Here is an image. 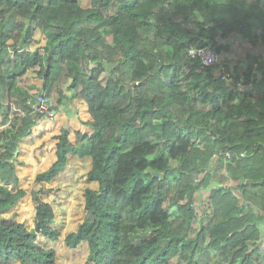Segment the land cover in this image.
<instances>
[{
	"label": "trees",
	"instance_id": "trees-1",
	"mask_svg": "<svg viewBox=\"0 0 264 264\" xmlns=\"http://www.w3.org/2000/svg\"><path fill=\"white\" fill-rule=\"evenodd\" d=\"M37 30L45 43L31 50ZM233 33L250 45L237 61L199 69L198 58L187 55L196 45L227 50ZM29 70L48 94L70 78L73 96L61 91L58 103L79 97L92 116L86 123L93 131L75 130V142L61 127L56 160L35 177L50 182L69 155L91 157L87 179L99 187H86L84 220L64 239L70 248L88 241V264H264V242L247 247L264 223V0H92L88 7L79 0H0V98L16 93L27 114L30 92L18 82ZM241 77L244 91L236 84ZM35 116L36 123L44 118ZM16 125L0 136V155ZM219 149L237 156L225 161L215 156ZM13 168L0 159V264H57L56 247L37 241L39 234L61 235L43 188L32 192L33 227L3 214L27 194L9 186ZM213 181V210H204L195 231L193 202ZM167 200L182 216L172 217ZM217 250L222 262L213 258Z\"/></svg>",
	"mask_w": 264,
	"mask_h": 264
},
{
	"label": "rangeland",
	"instance_id": "rangeland-1",
	"mask_svg": "<svg viewBox=\"0 0 264 264\" xmlns=\"http://www.w3.org/2000/svg\"><path fill=\"white\" fill-rule=\"evenodd\" d=\"M55 1V0H53ZM224 1V0H223ZM113 10H111L112 12ZM195 17L202 20L201 14L196 11ZM179 20V16H175ZM189 27L194 32H198L199 27L194 22H189ZM111 41V36L108 37ZM228 40L232 42L230 47V57H243L245 53L250 49L249 43L241 37V35L233 33L228 37ZM12 40H10L11 42ZM234 42V43H233ZM45 43V38L42 32L36 31L34 40L28 46L33 50L37 47H41ZM43 49H41L42 51ZM104 80L106 75H103ZM37 72L34 70L27 71L18 82V86L22 89L29 90L30 94H33L36 90H42L43 85ZM68 77L63 76L59 79L57 86L52 89L49 94L54 102V108L56 109L54 116L50 114H44V118L36 123L32 117H36L37 112L30 111V114L24 110L23 105L20 103L16 93H12L11 97L6 93L0 98V136L5 133L12 124L17 123L14 127V137L6 142V150L4 154L0 155V159L7 158L9 163H14L12 171L11 181L8 182L12 189L23 187L27 190V194L20 198L14 207L6 211L4 216L14 218L18 221H24L29 228L34 226L35 218V203L33 200L32 192L35 189L43 188L45 193H41L42 197L51 202L55 210V219L52 226L60 230L61 235L56 240H51L41 234L38 235L37 241L41 245L56 246L58 248L60 257H58L57 264H88L86 261V254L81 253L78 250H69L64 243V237L71 231L77 229L78 224L84 220L86 213L85 210V190L86 187L98 188L99 183L97 181H88L87 173L92 166V159L87 155H69L68 163L63 171H61L50 182L37 183L35 180L36 174L42 169L48 167L56 158V143L58 141L57 134L59 133V125L68 126L70 128V138L75 140V126L72 123V119L75 118L77 111L75 110L77 105L70 106L72 100H65L61 106L58 103L60 92L64 93L63 87L69 89ZM60 86V88H59ZM63 86V87H62ZM59 88V89H58ZM134 92L136 88L132 85ZM29 94V95H30ZM73 96V95H71ZM70 97V96H69ZM69 105V106H68ZM65 110V111H64ZM63 112H66L65 117ZM61 113V114H60ZM0 141H2L0 139ZM221 149L216 150L215 156L219 154ZM218 152V153H217ZM245 155L247 156V152ZM214 154V153H213ZM54 157V158H53ZM49 161L45 165V160ZM42 164L41 168L35 169V164ZM217 183L213 181L209 186L205 187L202 191L196 194L193 205L198 210L197 220L195 223V231L199 227L201 217L204 215V210L212 211V202L209 200V193L212 186ZM232 192L239 198L242 194L240 188L236 183L229 181L226 183ZM184 202V199L181 201ZM249 201H245L248 204ZM167 207L172 213V217L182 216L183 211L178 209L175 205L166 202ZM261 237L248 239L247 247L250 250L256 248L255 242H264V223L260 224ZM220 251L214 252L213 258L219 260L222 259ZM81 255V257H80Z\"/></svg>",
	"mask_w": 264,
	"mask_h": 264
},
{
	"label": "built area",
	"instance_id": "built-area-1",
	"mask_svg": "<svg viewBox=\"0 0 264 264\" xmlns=\"http://www.w3.org/2000/svg\"><path fill=\"white\" fill-rule=\"evenodd\" d=\"M187 55L189 57L198 58L199 69H206L209 66L220 63L223 58H231L230 48L219 52L217 48L211 44L191 46L187 51ZM221 74L222 79L229 80L231 78V73L227 69H222ZM236 84L239 91L245 90L246 82L243 77L239 78L236 81ZM26 101L35 112H39L41 114H50L51 116L55 115V104L52 100V97L45 90H36L33 94L27 96ZM220 153L222 154L225 161L232 160L235 156H237V154L227 149L222 150ZM239 156H245V152L241 151Z\"/></svg>",
	"mask_w": 264,
	"mask_h": 264
},
{
	"label": "crops",
	"instance_id": "crops-1",
	"mask_svg": "<svg viewBox=\"0 0 264 264\" xmlns=\"http://www.w3.org/2000/svg\"><path fill=\"white\" fill-rule=\"evenodd\" d=\"M54 3L55 2H57V0H55V1H53ZM79 2H80V4L82 5V6H84V7H88V6H91L92 5V0H79ZM231 58H233V57H231ZM237 57H234L233 59L235 60V61H237V59H236ZM70 79V78H69ZM71 80V79H70ZM70 80L68 81V83H70ZM41 84L43 85V79H41ZM63 87V86H62ZM246 87H247V85H246ZM59 88H60V86H59ZM58 88V89H59ZM63 89L65 90L64 91V93L69 97V96H71V95H73V89H67V88H65V87H63ZM43 90V89H42ZM54 91H55V89H54ZM73 102L72 103H70V106L72 107V105H77L78 107H76L75 108V110H73V111H77L76 112V114H75V118H73L72 119V123L74 124V126H75V130H81V131H83V132H85V133H91L92 131H93V129L91 128V126L89 125V124H87L86 122H88V121H91L92 120V116H91V113L89 112V107H88V104H87V102L85 101V100H83V99H81V98H79V97H75L73 100H72ZM63 104V103H62ZM62 104H60V106L62 105ZM69 106V105H68ZM56 110V109H55ZM65 111V110H64ZM57 114V113H56ZM55 114V115H56ZM61 114V113H60ZM63 114H64V116L66 117L67 115V113L66 112H63ZM61 127H62V124L61 125H59V133L61 132ZM75 130L73 131L74 133H75ZM58 133V134H59ZM57 134V135H58ZM72 140V139H71ZM73 141V140H72ZM76 141V135H75V140L73 141V142H75ZM57 144V143H56ZM8 145V144H7ZM56 149H57V145H56ZM2 150L3 151H5L6 150V148H4V147H2ZM56 158H57V155H56ZM56 158H55V160H56ZM54 160V161H55ZM53 161V162H54ZM52 162V163H53ZM51 163V164H52ZM50 164V165H51ZM49 165V166H50ZM48 166V167H49ZM48 167H46V168H48ZM46 168H44V169H46ZM43 170V169H42ZM66 237V236H65ZM65 237H64V239H65ZM65 243V242H64ZM50 246H52V245H50ZM56 247V246H55ZM56 249H57V253H58V257H60V254H59V251H58V248L56 247ZM69 250H78V251H80L81 253L83 252V253H85L87 256H86V261H87V258H88V253H89V244H88V241L87 240H85V241H83V242H81L79 245H78V247H76V248H68ZM80 257H81V255H80ZM57 262H58V258H57ZM13 264H21L20 263V261H14L13 262ZM90 264H95L94 262H91Z\"/></svg>",
	"mask_w": 264,
	"mask_h": 264
},
{
	"label": "water",
	"instance_id": "water-1",
	"mask_svg": "<svg viewBox=\"0 0 264 264\" xmlns=\"http://www.w3.org/2000/svg\"><path fill=\"white\" fill-rule=\"evenodd\" d=\"M157 174H158V172H157Z\"/></svg>",
	"mask_w": 264,
	"mask_h": 264
}]
</instances>
